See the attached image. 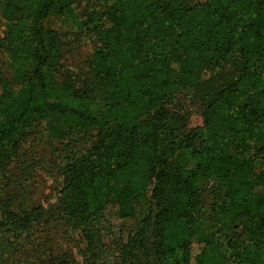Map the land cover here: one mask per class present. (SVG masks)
<instances>
[{
    "label": "trees",
    "instance_id": "trees-1",
    "mask_svg": "<svg viewBox=\"0 0 264 264\" xmlns=\"http://www.w3.org/2000/svg\"><path fill=\"white\" fill-rule=\"evenodd\" d=\"M53 9L93 41L90 76L63 66ZM0 13V264H264V0H0ZM187 87L196 128L174 99ZM41 121L68 128L55 212L21 206L13 168ZM139 201L147 213L105 243L107 209L133 218ZM57 221L81 235L78 258L54 250Z\"/></svg>",
    "mask_w": 264,
    "mask_h": 264
},
{
    "label": "rangeland",
    "instance_id": "rangeland-1",
    "mask_svg": "<svg viewBox=\"0 0 264 264\" xmlns=\"http://www.w3.org/2000/svg\"><path fill=\"white\" fill-rule=\"evenodd\" d=\"M203 0H183L186 5H193ZM82 7H85L83 4ZM6 22L0 13V37L5 35ZM44 27L50 30H57L68 34V50L63 57L62 64L74 76H90V64L93 57L94 43L88 39H77L76 30L65 14H61L57 9H53L51 14L45 19ZM7 55L0 48V69L7 72ZM192 91L187 87L182 89L176 96L175 101L187 112V128H196L202 125L201 111L202 105L199 102L191 101ZM256 98L260 94L254 95ZM46 121H41L30 126L26 133V143L22 150L24 165L21 163L13 166L14 174L18 176L25 192L21 200L23 208H30L35 205L42 206L44 211L55 212L59 199V190L62 183L61 170L66 162V153L63 143L68 133V128L61 126V133L53 130ZM78 137V136H76ZM74 138V137H72ZM87 142V141H86ZM80 149L85 148L86 143L80 141L77 144ZM21 166H27L26 173L21 172ZM256 167L255 173L258 174ZM202 184L207 190L218 191L220 186L214 179L202 180ZM257 193H264V188L256 187ZM206 192V206H210L213 198L211 192ZM135 215L133 218H121L112 208L105 212V225L108 234L103 236L105 243H111V239H125L129 231L134 227L135 221L142 218L148 211L145 201L134 204ZM46 230V229H45ZM46 233L38 235L45 236ZM50 242L56 251H70L78 258L77 251L82 243L79 232L70 230L62 221L50 222V231L47 233ZM84 246V244H83Z\"/></svg>",
    "mask_w": 264,
    "mask_h": 264
}]
</instances>
